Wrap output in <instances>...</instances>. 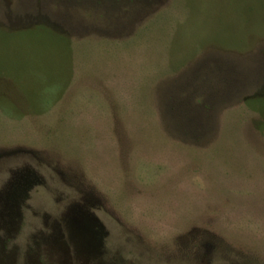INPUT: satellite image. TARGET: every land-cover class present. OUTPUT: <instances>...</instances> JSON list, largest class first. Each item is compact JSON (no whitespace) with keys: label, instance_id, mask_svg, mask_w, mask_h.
Instances as JSON below:
<instances>
[{"label":"rangeland","instance_id":"obj_1","mask_svg":"<svg viewBox=\"0 0 264 264\" xmlns=\"http://www.w3.org/2000/svg\"><path fill=\"white\" fill-rule=\"evenodd\" d=\"M0 264H264V0H0Z\"/></svg>","mask_w":264,"mask_h":264}]
</instances>
